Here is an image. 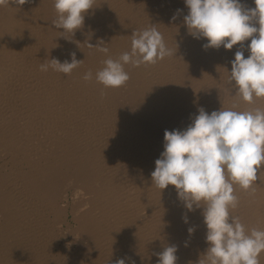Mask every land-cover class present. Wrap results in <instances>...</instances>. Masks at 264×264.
<instances>
[{
  "label": "bare ground",
  "instance_id": "obj_1",
  "mask_svg": "<svg viewBox=\"0 0 264 264\" xmlns=\"http://www.w3.org/2000/svg\"><path fill=\"white\" fill-rule=\"evenodd\" d=\"M54 2L0 4V149L16 163L0 174V264H60L62 257L65 264H158L156 254L172 245L176 264H197L208 247L203 208L189 211L174 186L152 184L151 172L165 130H184L199 108L264 110V97L244 101L229 80L240 44L205 50L206 38H193L184 24V0H95L74 35L53 26ZM152 25L175 54L125 64L130 79L119 88L97 82L103 61L130 52L133 31ZM250 39L242 42L245 58ZM64 44L76 48L80 66L70 74L42 71L52 58L71 62ZM67 185L76 197L88 195L84 208L59 201ZM233 189L238 204L230 215L248 234L264 231V165L249 189L235 182ZM70 213L78 238L59 247L64 225L74 227ZM258 259L264 264V251Z\"/></svg>",
  "mask_w": 264,
  "mask_h": 264
},
{
  "label": "clouds",
  "instance_id": "obj_2",
  "mask_svg": "<svg viewBox=\"0 0 264 264\" xmlns=\"http://www.w3.org/2000/svg\"><path fill=\"white\" fill-rule=\"evenodd\" d=\"M8 2L0 0V4ZM30 2L15 0L19 6ZM94 3L95 0H55L58 15L53 26L74 35ZM184 3L188 8L183 18L188 33L196 39L206 38L207 43L202 45L205 50L221 46L231 50L240 44L231 62L229 77L230 82H234L235 94L247 102L254 97H264V0H254V8L240 0H184ZM176 18L177 15L172 17ZM131 36V51L116 60L111 57L104 60V67L95 74L97 82L105 88L126 84L130 76L124 70L125 64L139 67L175 54L155 25L133 31ZM249 38L250 55L245 58L242 42ZM89 47L105 54L109 52L100 44L89 43ZM69 55L71 62L52 58L40 68L47 71L51 67L70 74L82 61L76 59L75 52ZM92 78L91 70L83 76L86 81ZM261 165H264V110L259 108L251 111L220 109L209 114L201 107L184 130H165L164 151L155 161L151 180L161 190L174 186L189 211L194 210V206L203 208L208 247L197 264H259L258 257L264 251V231L253 228L250 234L246 233L245 226L238 217L230 215L229 208L238 204L233 182L249 189L257 180ZM182 219L188 222L186 216ZM188 231L191 234L194 229ZM177 250L175 245L165 247L156 254L158 264H176ZM115 264H125V259H118Z\"/></svg>",
  "mask_w": 264,
  "mask_h": 264
},
{
  "label": "rangeland",
  "instance_id": "obj_3",
  "mask_svg": "<svg viewBox=\"0 0 264 264\" xmlns=\"http://www.w3.org/2000/svg\"><path fill=\"white\" fill-rule=\"evenodd\" d=\"M54 10H52V13H53V16L55 17L56 15H57V13L54 11ZM60 48L61 49H63V50H66V52H67V54H70V53H72V51L73 50H75V49H71L72 51H69V49H67L66 48V45L64 44V45H60ZM60 49V50H61ZM60 50H58V51H60ZM12 156H14V154H13V152H8V151H6V150H4V149H0V174H2V175H5V174H7L8 172H9V170L11 169V168H13L14 166H16V163L14 162V159H13V157ZM13 166V167H12ZM65 172H67V173H69V172H71V171H65ZM68 181H66V180H64V185H66V183H67ZM69 187V188H68ZM96 187L97 188H99V186H98V184L96 185ZM60 190H59V193H60V195H59V201H61V203H63L64 204V202L65 201H67V202H65V203H69V205H71V206H74L75 207V209H81V208H84L86 205H83L84 204V201L87 199V196L88 195H81V196H78V197H76L75 195H74V193L72 192V186L71 185H67V186H65V187H61V188H59ZM67 190V191H66ZM69 191H71V192H69ZM65 192V193H64ZM65 194V195H64ZM64 196V197H63ZM67 197V200H66V197ZM64 198V199H63ZM77 199V200H76ZM74 200H75V202H74ZM82 205H83V207H82ZM71 214V213H70ZM69 214V215H70ZM69 218V221L71 222L72 221V223H71V225L72 226H74L70 231H67L66 232V227H67V224H65L64 225V227L65 228H63L64 230H61L60 231V233H59V243L61 244L59 247H65V246H67V243L69 242V241H72V243H74V242H76L77 241V238H76V236H77V234L75 235V233H76V230H77V224L76 223H74L73 222V216H72V214L70 215V216H68ZM72 219V220H71ZM65 233H64V232ZM62 232V233H61ZM64 233V234H63ZM63 242V243H62ZM66 243V244H65ZM63 256V255H62ZM61 262H60V264H65V261H68V260H66V257L65 258H60L59 259ZM69 264V263H68ZM70 264H72V263H70Z\"/></svg>",
  "mask_w": 264,
  "mask_h": 264
}]
</instances>
